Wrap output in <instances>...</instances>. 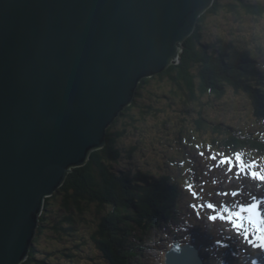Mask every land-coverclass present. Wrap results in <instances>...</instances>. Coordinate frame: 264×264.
Listing matches in <instances>:
<instances>
[{"label":"water","instance_id":"95a60500","mask_svg":"<svg viewBox=\"0 0 264 264\" xmlns=\"http://www.w3.org/2000/svg\"><path fill=\"white\" fill-rule=\"evenodd\" d=\"M214 2L0 0V264L29 257L46 199L107 145L142 79L180 61Z\"/></svg>","mask_w":264,"mask_h":264},{"label":"trees","instance_id":"16d2710c","mask_svg":"<svg viewBox=\"0 0 264 264\" xmlns=\"http://www.w3.org/2000/svg\"><path fill=\"white\" fill-rule=\"evenodd\" d=\"M226 11L264 17V0H215L185 40L180 61L142 79L133 103L108 128L107 145L94 150L89 161L71 171L62 187L46 199L29 257L22 264H149L139 257L138 249L154 232L174 228L187 238L188 231L202 227L184 198L186 181L187 185L204 182L201 160L187 166L177 158L155 166H121L125 152L132 156L140 149V143H122L130 127L137 128L141 118L137 116L151 113L152 105L146 101L154 85H169V98L197 108L193 132L185 131L187 136L176 139L184 145L189 138L199 139L205 145L198 149L211 146L219 151L215 153L219 160L208 174L216 175L211 169L230 162L225 157L234 155L232 165L223 166L226 173L212 179L216 191L227 183L229 171L245 178L234 153L247 160L264 157L263 47L256 45V38L241 37L234 30L230 37L218 20ZM229 90L235 93L229 104L237 111H249L254 127L237 124L233 116L226 121L204 114L207 104L225 98ZM189 155L196 157V149ZM240 164L245 165L244 160ZM174 168L184 170L182 178L173 173Z\"/></svg>","mask_w":264,"mask_h":264},{"label":"rangeland","instance_id":"374dc122","mask_svg":"<svg viewBox=\"0 0 264 264\" xmlns=\"http://www.w3.org/2000/svg\"><path fill=\"white\" fill-rule=\"evenodd\" d=\"M215 21L217 18H213ZM218 20L224 25L223 29L227 31L228 35L233 37L231 31H235V34H241V37H249V39L256 38V45H261L264 52V17H251L246 15L234 14L231 12H222L219 14ZM233 31V32H234ZM152 95H147L149 97L146 103L152 105V111L147 116L140 118L137 123V128L130 127V132L127 138L122 143L124 146L130 145L132 142L140 143V149L138 152H134L132 156H128L127 152L123 155L122 167L127 166H155L159 162H165L167 158H177L180 164L187 166L190 164H195L197 159L202 161L201 169L203 174V183L189 184L185 182L184 198L186 200V205L193 213L200 219L207 222L208 230L212 231L214 224L218 226L222 224L221 228L226 230L228 238L233 239L235 243L242 242L249 244V246H257L258 238L264 239V229L256 226L253 222H248L246 217H241L244 213L240 210L237 205H231L232 200L238 197V188L242 185L239 178L241 176H231V180L223 185L222 189L224 191L223 195L216 194L215 189L212 185L211 180L217 178V175L226 173V169L223 168L225 165H232L234 162V155L229 154L225 159L230 161L224 164L215 165L213 170L216 175L208 174V170L211 165L215 164V161L219 160V156L215 153L219 151H214V149L209 146L205 149H198L204 146L199 139L192 141L189 138V144L184 145L180 140L177 141L176 137L180 134H184L185 131L193 132L194 126L192 122L194 120L195 114H198L197 108L187 106L185 101L179 98H169L170 86H152L150 91ZM235 98V93L231 90L225 98L221 100H215L210 102L205 106L204 114L208 119H224L230 121L232 116L236 117L237 124L248 125L249 127H254L256 121L249 118L250 112H245L241 109L237 111L234 106L229 103L231 99ZM200 108H198L199 110ZM195 110V112H193ZM249 115V116H248ZM251 117V116H250ZM248 119V120H246ZM243 122V123H241ZM196 149V157L189 155ZM237 155V160L242 159L239 152L234 153ZM248 166H240L243 175H252L257 173V175L264 174V157H251ZM173 170L174 174H179L183 177L184 170L178 171L176 168ZM200 170V168H198ZM186 173V171H185ZM230 176V175H229ZM256 176V175H255ZM254 179L249 181V187L254 186L255 188H260L259 181L255 184ZM215 184V183H214ZM224 200L227 202V210L223 206H218L217 210H212V212H206L209 205H214V200ZM220 202V201H219ZM209 217V218H207ZM220 227L217 228V231ZM175 231L173 228L167 229L162 228L157 231V233L147 237L143 246H140L138 250L139 257L146 260L149 264H166L167 251L170 249L175 240ZM189 234L194 233V229L188 231ZM184 234V233H182ZM181 236L183 237V235ZM197 241L199 242L198 234H196ZM256 238V239H255ZM184 239V238H183ZM180 240V239H179ZM182 241V240H181ZM193 241V239H192ZM202 241V240H200ZM191 254V253H190ZM199 254V253H198ZM198 254H194L196 257ZM205 257L204 255L202 258ZM200 260V257H198ZM205 262H209L208 259L204 258Z\"/></svg>","mask_w":264,"mask_h":264},{"label":"bare ground","instance_id":"6f19581e","mask_svg":"<svg viewBox=\"0 0 264 264\" xmlns=\"http://www.w3.org/2000/svg\"><path fill=\"white\" fill-rule=\"evenodd\" d=\"M249 198H250V200L252 201V202H254V203H257V204H259V206L261 207V209L263 210V212H264V206L262 205V204H260V203H258V202H256L254 199H253V194H251L250 196H249ZM38 230V229H37ZM187 253L181 258V260H182V262H184V263H187V264H191V262L189 261V260H191V259H189L188 257H187ZM194 258V257H193ZM192 258V259H193ZM192 261V260H191ZM180 263V264H184V263ZM264 262V259H258L257 260V263L258 264H262Z\"/></svg>","mask_w":264,"mask_h":264}]
</instances>
